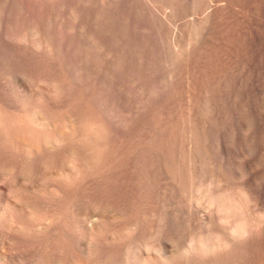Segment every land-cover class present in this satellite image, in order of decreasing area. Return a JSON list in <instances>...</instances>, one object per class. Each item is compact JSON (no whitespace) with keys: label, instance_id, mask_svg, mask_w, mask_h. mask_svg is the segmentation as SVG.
<instances>
[{"label":"rangeland","instance_id":"374dc122","mask_svg":"<svg viewBox=\"0 0 264 264\" xmlns=\"http://www.w3.org/2000/svg\"><path fill=\"white\" fill-rule=\"evenodd\" d=\"M0 264H264V0H0Z\"/></svg>","mask_w":264,"mask_h":264},{"label":"bare ground","instance_id":"6f19581e","mask_svg":"<svg viewBox=\"0 0 264 264\" xmlns=\"http://www.w3.org/2000/svg\"><path fill=\"white\" fill-rule=\"evenodd\" d=\"M122 240V239H121ZM117 246V245H116Z\"/></svg>","mask_w":264,"mask_h":264}]
</instances>
